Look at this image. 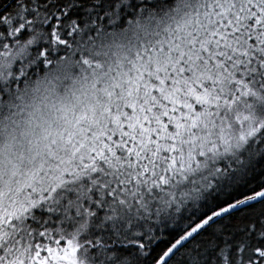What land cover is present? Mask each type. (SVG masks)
<instances>
[{
	"label": "snow or ice",
	"instance_id": "snow-or-ice-1",
	"mask_svg": "<svg viewBox=\"0 0 264 264\" xmlns=\"http://www.w3.org/2000/svg\"><path fill=\"white\" fill-rule=\"evenodd\" d=\"M0 264H264V0H0Z\"/></svg>",
	"mask_w": 264,
	"mask_h": 264
}]
</instances>
